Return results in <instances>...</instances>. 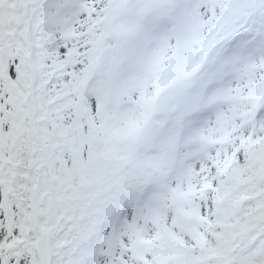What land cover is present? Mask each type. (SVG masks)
<instances>
[{"label":"snow or ice","instance_id":"6c2138e0","mask_svg":"<svg viewBox=\"0 0 264 264\" xmlns=\"http://www.w3.org/2000/svg\"><path fill=\"white\" fill-rule=\"evenodd\" d=\"M0 264H264V0H0Z\"/></svg>","mask_w":264,"mask_h":264}]
</instances>
